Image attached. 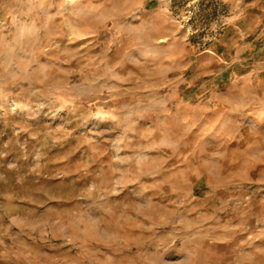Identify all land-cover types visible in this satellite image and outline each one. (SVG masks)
Instances as JSON below:
<instances>
[{"label":"rangeland","instance_id":"1","mask_svg":"<svg viewBox=\"0 0 264 264\" xmlns=\"http://www.w3.org/2000/svg\"><path fill=\"white\" fill-rule=\"evenodd\" d=\"M0 264H264V0H0Z\"/></svg>","mask_w":264,"mask_h":264}]
</instances>
